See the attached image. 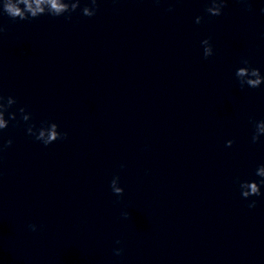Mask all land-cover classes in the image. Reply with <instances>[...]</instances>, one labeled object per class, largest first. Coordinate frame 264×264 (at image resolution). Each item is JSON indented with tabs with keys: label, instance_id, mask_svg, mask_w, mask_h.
Segmentation results:
<instances>
[{
	"label": "clouds",
	"instance_id": "1",
	"mask_svg": "<svg viewBox=\"0 0 264 264\" xmlns=\"http://www.w3.org/2000/svg\"><path fill=\"white\" fill-rule=\"evenodd\" d=\"M240 4L244 6L245 11H253L252 0H238ZM159 3V0H156ZM228 0H207V6L205 12L210 17H218L223 14V10L227 7ZM81 0H0V15H6L11 20L25 21L33 20L42 15H49L52 17L66 16L67 19H71L72 14L78 9L85 17H93L99 10L98 0H86L84 6L81 8ZM169 11L172 9L169 8ZM260 11L264 13V8ZM204 17L197 16L195 22L200 24ZM6 32V28L0 24V34ZM203 48V57L205 59L214 55V48L211 43V38H205L201 41ZM240 65L235 70V78L239 84V87L243 90L245 88L257 89L264 85V74L261 70L252 65V62L247 57H241L239 61ZM17 104V99L13 96H5L0 93V154L5 152L11 147L13 141L11 138L4 140L3 132L9 127L10 122L16 121L17 125L21 122L25 125L26 133L33 137L36 141L42 143L45 147L53 144L58 140H66L68 133L61 131L59 125L51 121H42L39 126L32 123L31 113L26 110L25 107H19V119H17V112L11 111L13 106ZM253 134L251 141L253 144L260 140L261 136H264V119L253 120ZM234 141L229 140L226 142L227 147H231ZM124 167V165H121ZM255 176L259 177V180H241L236 178L235 182L239 185L240 193L243 199L249 200V208L256 207V200L250 199L251 197H260L264 195L261 191V187L264 186V164L257 166L255 169ZM110 188L114 195L122 197L124 189L120 186V177L114 176L110 182ZM123 218L128 219L130 213L125 211L121 214ZM29 228L32 231L37 230L35 224H30ZM117 244L121 241L117 240ZM123 254V248L114 249V255L121 256Z\"/></svg>",
	"mask_w": 264,
	"mask_h": 264
}]
</instances>
